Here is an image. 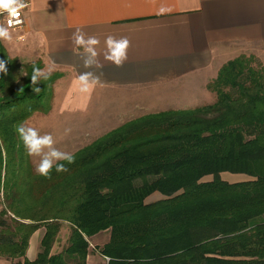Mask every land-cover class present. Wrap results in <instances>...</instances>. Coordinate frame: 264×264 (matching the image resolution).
I'll return each mask as SVG.
<instances>
[{"label":"trees","instance_id":"16d2710c","mask_svg":"<svg viewBox=\"0 0 264 264\" xmlns=\"http://www.w3.org/2000/svg\"><path fill=\"white\" fill-rule=\"evenodd\" d=\"M0 60L7 68L0 74V256L87 264L88 239L110 231L100 251L108 264H264V66L257 58L222 67L210 86L214 104L133 120L50 179L25 161L16 126L50 111L60 76L36 85V94L31 74L41 62L23 65L19 77V62L1 42ZM224 173L249 179L231 183ZM155 193L165 198L147 203ZM63 222L72 227L69 246L52 254ZM41 228L42 251L29 261Z\"/></svg>","mask_w":264,"mask_h":264},{"label":"crops","instance_id":"0c3cea01","mask_svg":"<svg viewBox=\"0 0 264 264\" xmlns=\"http://www.w3.org/2000/svg\"><path fill=\"white\" fill-rule=\"evenodd\" d=\"M29 1L25 28L9 31L11 41L0 42L12 59L27 64L41 62L43 68L52 66L60 73L54 84L55 104L59 103L57 89L65 84L76 90L77 78L85 71L100 77L101 85L93 89L98 93L131 90L140 96L137 92L150 87L183 90L172 100V96L166 95L145 101L134 99L137 106L145 102L147 107L125 105V119L133 121L148 113L214 104L216 95L208 89L209 81L216 78L225 64L240 56H254L264 66V0ZM162 5L171 11L158 14ZM76 28L99 39L96 50L101 69L83 66V49L76 48L71 40ZM109 35L117 39L127 37L131 42L122 67L104 59ZM66 108L68 104L64 103L62 109ZM44 235L38 230L32 236L26 252L29 261L37 259ZM92 262L108 264L99 255H90L87 264ZM0 264L14 263L0 256Z\"/></svg>","mask_w":264,"mask_h":264},{"label":"rangeland","instance_id":"374dc122","mask_svg":"<svg viewBox=\"0 0 264 264\" xmlns=\"http://www.w3.org/2000/svg\"><path fill=\"white\" fill-rule=\"evenodd\" d=\"M26 64L27 63L19 62L20 67L15 69L14 73L19 77L22 76L23 65ZM52 75L60 76V73L54 71ZM217 77L218 75L216 76V78ZM216 78L211 82L209 81V84L207 85L209 90L211 84L216 80ZM17 83H19V81H17ZM156 88L157 87H150V89L148 90L137 92L141 94L140 96L138 94L132 93L131 90H128L126 92L124 90H113L107 91L105 93H98L97 91L92 90L90 94H85L81 93L78 88L76 90L73 88L70 89V86L68 87L67 85L63 84L57 89V94L59 95V103L56 101L57 104H55L54 94L49 112L33 113L23 123L27 126L36 127L42 135L45 133L52 134L56 140V148L61 151L73 153L75 156L80 151L93 145L94 143H96V141L100 140L107 134L132 121H127L125 119V115H127V112H125V105L131 104V106L135 108L138 104L136 101L139 98L145 101V99H160L166 95L167 98L172 96V98L170 99L172 100L173 98H176L179 95L183 94V90L174 92L171 88L168 87H161L164 88L163 90H158ZM86 98H88V100H85ZM70 99H72V101H70ZM134 99H136V101ZM134 101L135 103H132ZM191 102L192 101H189V103ZM64 103L68 104V109L66 108L67 110L65 111L64 109H62ZM143 104L144 105L137 107H147L145 102ZM130 114L132 115L133 113L131 112ZM148 114L151 115L150 113ZM66 128L71 129V132L68 135L64 134V130ZM22 153L26 157L25 161L29 164L30 167H32L33 171L36 173L35 169L37 164L39 163V157L27 156L25 154L24 148L22 150ZM222 177L223 180L231 183L249 179L247 176L232 175L229 173H224ZM209 180L210 178L204 181ZM164 198L165 197H163L161 194L155 193L147 198L146 202L154 203ZM2 208H4L3 205L0 206V209ZM39 230H42L43 233H45V229L43 230V228H41ZM71 231V225L63 222L60 236H58L57 242L52 251L63 252L68 248L72 233ZM88 241V257L90 255L102 256L100 254V251L110 241V231L99 233L96 236L89 238ZM40 251H42L41 246ZM9 261L14 264H18L19 262L23 263L21 259H9ZM107 261L109 262L108 259ZM93 263L94 262H92V264Z\"/></svg>","mask_w":264,"mask_h":264},{"label":"clouds","instance_id":"9594fccd","mask_svg":"<svg viewBox=\"0 0 264 264\" xmlns=\"http://www.w3.org/2000/svg\"><path fill=\"white\" fill-rule=\"evenodd\" d=\"M24 7L23 0H0V12L8 11L10 15L15 16L18 9ZM171 9L162 5L158 14L163 15L170 12ZM12 37L8 29L0 26V40L11 41ZM71 40L76 48L83 49V66L86 69H101L103 65L98 59L96 50L100 41L96 36H87L81 28H76L72 33ZM106 50L104 59L111 62L116 67H122L128 59V49L131 42L127 37L116 38L112 35L107 36L105 40ZM54 68L46 66L44 69L33 64L31 74L32 91L36 94L41 92V88L36 85L42 82H50ZM6 62L0 60V74H6ZM26 76V75H25ZM78 89L81 93L90 94L97 86L101 85V80L93 71L82 72L77 78ZM23 89L21 88L20 91ZM18 138L29 157H39V163L36 166V173L46 179L51 178L53 169L57 173L68 171L67 164L75 162L73 153L61 151L55 147L56 140L50 133L41 134L36 127L27 126L20 123L16 126ZM71 129L66 128L64 134H70Z\"/></svg>","mask_w":264,"mask_h":264},{"label":"built area","instance_id":"2783aa9c","mask_svg":"<svg viewBox=\"0 0 264 264\" xmlns=\"http://www.w3.org/2000/svg\"><path fill=\"white\" fill-rule=\"evenodd\" d=\"M23 4L24 7L18 9L15 16L10 15L8 11L0 12V26L7 28L8 31L24 29L27 23L26 12L30 6V1L23 0Z\"/></svg>","mask_w":264,"mask_h":264},{"label":"snow or ice","instance_id":"6c2138e0","mask_svg":"<svg viewBox=\"0 0 264 264\" xmlns=\"http://www.w3.org/2000/svg\"><path fill=\"white\" fill-rule=\"evenodd\" d=\"M11 23V22H10Z\"/></svg>","mask_w":264,"mask_h":264}]
</instances>
